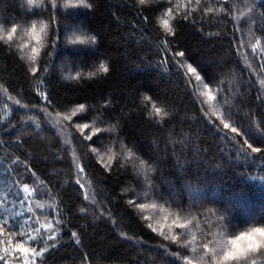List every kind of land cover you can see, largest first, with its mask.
I'll use <instances>...</instances> for the list:
<instances>
[{
    "label": "trees",
    "instance_id": "16d2710c",
    "mask_svg": "<svg viewBox=\"0 0 264 264\" xmlns=\"http://www.w3.org/2000/svg\"><path fill=\"white\" fill-rule=\"evenodd\" d=\"M89 3L93 5L90 9L62 10L63 15L56 17L61 39L53 48L54 36L50 32L47 46L35 65L27 59L28 48L20 52L15 48L9 50L6 45L0 47V195L7 193L12 199L17 190L15 181L45 192L50 190L48 195H37L35 200L47 206L54 198L63 223L56 241L48 242L55 247L44 254V264H85V254L87 264H170L162 255L164 248L160 245H168L170 252L178 249L159 233L180 231L173 224L177 214L181 222L190 219V213L208 214L210 209L234 223L264 217V179H260L264 176V153L246 157L236 143L243 138L236 134H230L231 143L220 139L209 122L216 117L210 112L204 117L199 100L188 93L183 70L177 72L175 65V60L180 59L192 63L205 79L218 77L224 82L225 95L235 93L232 103L242 112L255 114V126L264 131L261 120L264 98H256L258 91L264 97L256 75L260 72L259 64L249 49V58L256 69L250 75L236 55L231 43L234 35L231 17L201 18L194 12L193 23L178 16L173 22L175 35L165 36L160 17L171 6L166 0H156L149 6L139 5L138 0H89ZM206 3L204 0L200 7ZM234 3L235 12L246 10L242 0ZM23 11L20 0H0V21L10 18L21 26L14 35L17 43H26L29 39L23 31L27 19ZM258 11L264 12V9ZM255 13L256 10L249 14L256 20L251 25L253 41L255 37H264V17ZM66 31L69 35L73 31L78 35H94L96 43L68 45L64 43ZM241 35L247 48L249 34L242 30ZM165 39L172 52L184 51L185 57L174 58L162 51ZM45 51L49 54L45 55ZM101 61L109 66V73L93 78L85 75L79 80L66 78L69 72L86 73ZM33 66L38 69L35 75L30 71ZM42 92L51 100L49 112L55 109L68 113L80 104L86 106L71 123L62 122L67 125L62 137L57 135V127L45 121L39 111L47 106ZM146 95L151 96V102L143 100ZM16 100L28 107L16 105ZM152 102L168 115L157 117L151 108ZM209 103L216 104V101ZM204 111H208L207 106ZM28 115L37 118L40 130L32 126ZM55 119L59 117L53 112ZM94 119L101 128L115 125L114 132L98 134L103 137L102 142H97L96 136L92 141L84 140L72 127L76 122L92 124ZM240 124H243L242 131L248 127L246 122L237 126ZM255 126L250 129L253 133ZM69 139L75 148L76 163L85 169L84 188L76 184L77 169L65 146ZM121 142L152 165L149 176L156 192L167 196L169 189H174L180 193L177 199L183 204V211L164 204L155 195L151 200L142 201L149 205L147 208L129 205L128 201L135 198L133 190L136 197L143 195L145 180L143 168L124 159ZM250 142L264 148V143L255 142L254 138ZM90 146L100 149L102 163L99 154L90 151ZM17 157L23 163L13 164ZM26 167L30 170L25 171ZM93 200L95 204H91ZM153 203L157 208L151 207ZM36 213L43 222L44 214L51 220L54 210L45 207L36 209ZM148 215L168 228L155 226L153 221H148ZM198 219L201 228H205L208 223H214L215 216L210 221L203 216ZM196 223L194 220L189 228L196 231ZM73 232L76 238L72 237ZM196 234L199 240L202 234L199 231ZM77 238L79 244L75 242Z\"/></svg>",
    "mask_w": 264,
    "mask_h": 264
},
{
    "label": "snow or ice",
    "instance_id": "6c2138e0",
    "mask_svg": "<svg viewBox=\"0 0 264 264\" xmlns=\"http://www.w3.org/2000/svg\"><path fill=\"white\" fill-rule=\"evenodd\" d=\"M155 2L156 0H138L141 6H149ZM166 2L171 6L167 7L160 17V24L163 27L165 36L175 35L173 22L178 16L183 20H192V15L195 12L201 18L216 17L218 15L231 17L234 32L231 43L236 49V55L242 59L244 66L249 69L250 75L256 73L253 62L249 58L250 49L251 56L255 57L259 64L260 72L256 73L258 83L260 88L264 89V37H255L253 41L251 25L255 24L256 20L252 19L249 15L254 14V10H256L255 14L264 17V12L258 11V9H264V0H251V3H249V0H242V3L247 5V7L246 10L242 9L239 13L234 11L236 7L234 0H215V2L214 0H207L204 7H200L204 3V0H176L175 4H173V0H166ZM20 6L24 10L22 14L27 17L24 22L23 31L29 39L26 43H17L14 40V35L18 33L21 26L19 23L8 18L0 21V47L6 45L9 50L15 48L20 52L28 48L27 59L35 65L42 49L47 46L49 33L51 32L54 36V39L51 40L53 48H55L57 41L61 39L56 17L63 15L62 10L90 9L93 5L89 3V0H20ZM145 19L147 18L145 17ZM241 21L244 22L243 25ZM192 22L195 23L194 20ZM4 25H8L9 27H4ZM242 30H246L249 34L247 48L245 47V38L241 35ZM216 35H219V33H216ZM237 36H239L238 43ZM64 43L73 46L90 45L96 43V37L94 35H78L74 31L69 35L68 31H66ZM162 51L171 53L174 58L185 57L184 51L177 50L172 52L167 39L163 41ZM44 54L48 55L49 53L45 51ZM24 58L22 55L21 59ZM163 62H167V56L164 57ZM175 65L177 72L183 70L182 75L185 77L184 84L188 88V93L194 100H199L200 110L203 112L204 117H208L209 112L212 116L216 117L215 120H210L209 122L212 124L213 129L219 133L220 139L231 143L233 137L230 134H236V136L243 138L242 142L237 141L236 143L239 145L240 150L245 153L246 157L249 154L264 153V148L254 146V143L250 142V139L254 138L255 142L264 143V131L259 126H255V114L242 112L232 103L235 93L232 96L225 95V87L222 80L218 77L205 79V76L201 75L197 67L193 66L192 63H185L180 59L175 60ZM37 70L35 66L30 69L33 75L36 74ZM109 71V66L101 61L98 66L86 73L83 70H77L75 75L69 72L66 78L79 80L84 78L85 75L88 78H93L101 74H107ZM37 78L39 79V77ZM41 83H44L42 79ZM213 86H215V94H213ZM41 95L43 100L47 102V106L39 109V111L44 116L45 121L50 122L53 127H57L58 136L62 137L67 127V125H62V122L71 123L73 117L86 110L84 104L71 109L68 113H60L53 109L55 115L59 117V119L53 120V112L48 111L51 100L46 93L42 92ZM256 98L259 100L264 97L258 91ZM9 99L12 98L9 97ZM143 100L151 102L152 98L146 95L143 97ZM209 101H216V104H210ZM15 104L24 108L28 107L27 105H21L19 100H16ZM205 106L208 107V111H204ZM222 106L224 107L223 111L221 110ZM151 108L157 117L168 115L162 107H158L154 102L151 103ZM237 117H239V120L236 119ZM36 119L34 115H28V120L32 121V126L40 130L41 124L36 122ZM261 120L264 121V116H261ZM240 122H246L248 125L243 131L241 130L243 124H240L239 127L237 126ZM99 123L102 124L103 121L101 120ZM254 126L255 133L250 131ZM72 127L80 132L84 140L92 141L93 137L96 136L97 142H102L103 140V137L98 134L115 131V125L110 124L107 128H101L97 126L95 119L92 124L72 123ZM85 130H87V134H85ZM65 146L66 151L72 154L73 163L77 169L76 184L84 188L82 180L86 175L85 169L76 163L77 156L71 139L65 141ZM120 148L121 152L124 153L125 160L130 163H138L143 168V179L145 180L143 195L136 197L135 190H133L135 198L128 201L129 205L141 209L147 208L149 205L142 201L145 199L151 200L155 195L164 204L169 206L174 205L177 210L183 211V204L177 199L180 195L179 192L169 189L168 195L165 196L164 193H158L152 188L149 176L152 165L149 161L137 157L123 142H121ZM90 151L93 154H99V160L101 163L103 162V154L100 153L99 148L90 146ZM109 158L112 159L113 157ZM18 161L19 158L17 157L12 163L16 164ZM19 162L23 163L22 161ZM29 170L27 167L25 168V171ZM32 176L35 177V173H32ZM260 179H264V176L260 177ZM15 183L17 190L12 194V199H9L7 193L0 195V264H37L38 261L39 264H44V254L51 247H55L54 243L50 245L48 242L56 241L63 220L56 209L54 198L53 202L47 204V206L41 201L35 200L37 195H48L50 190L49 192H45L43 189H38L28 183L21 184L20 181H15ZM39 183L43 184L42 181ZM85 199H88L86 191ZM137 199L141 200V202L137 203ZM33 201H35V207H33ZM95 203V200L91 201V204ZM9 204H11V207H8ZM45 207L54 210V215L49 220L46 218L47 214H44L45 219L41 222L36 209H43ZM151 207L157 208V204L153 203ZM14 209L17 210L14 211ZM82 211H86V209ZM189 215L191 218L184 222H181L179 214L173 220V224L180 231L172 234L159 233V235L163 236L164 240L170 241L178 249L175 252H170L168 251V245H160L161 248H164L162 255L170 260V264H264V217L244 223H234L231 219L226 220L223 214L216 215L215 209L208 210V214L199 212L196 215H192L191 213ZM200 216L209 221L212 216H215V221L214 223L210 222L205 225V228H201L198 219ZM194 220L197 221L194 225L196 231L189 228V225L193 224ZM148 227L151 228L152 225L149 224ZM197 231L202 234L199 240L196 234ZM71 235L73 238L77 236L75 232ZM121 235L128 238L124 233ZM75 242L76 244L80 243L78 238ZM85 264H87V254H85Z\"/></svg>",
    "mask_w": 264,
    "mask_h": 264
},
{
    "label": "rangeland",
    "instance_id": "374dc122",
    "mask_svg": "<svg viewBox=\"0 0 264 264\" xmlns=\"http://www.w3.org/2000/svg\"><path fill=\"white\" fill-rule=\"evenodd\" d=\"M148 221H150V222L153 221V223L155 224V226L158 225L157 227H165V228H168L166 224L160 223V222H158L156 220H153V218L149 217V215H148Z\"/></svg>",
    "mask_w": 264,
    "mask_h": 264
}]
</instances>
